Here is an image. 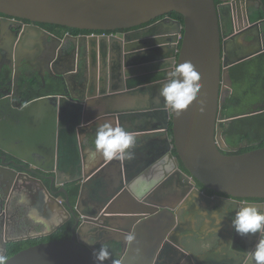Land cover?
I'll list each match as a JSON object with an SVG mask.
<instances>
[{"label":"water","instance_id":"obj_1","mask_svg":"<svg viewBox=\"0 0 264 264\" xmlns=\"http://www.w3.org/2000/svg\"><path fill=\"white\" fill-rule=\"evenodd\" d=\"M229 1L231 3L227 8L233 13L238 8L244 16L242 23H234L230 27L224 25L221 12L223 6H217L216 0H0V20L7 25L25 26L32 33L41 32L37 24L83 31H126L115 36L79 38L80 42L83 39L89 42L90 48L93 46L95 52L99 53L97 57L96 52L95 68L90 61L85 75H81L86 97H71V100V95L68 94L35 99L27 105L30 107L28 113L39 110L43 114L50 110L55 113L56 118L58 116L59 125L57 126V120L54 125V120L50 123L41 122V125L37 120L33 134L26 132V127H29L27 125L20 128L22 145L33 142L32 138L38 144L48 142L41 144V147L54 167L50 170L52 185L62 188L73 183L79 186L78 204L89 196L90 189L96 184H105L104 190L109 186V194L106 192L100 197L101 203L97 206L99 215L80 212L84 223L79 226L80 219H77L72 238L31 246L10 257L6 264H98L94 256L96 246L106 242L118 243L125 255L121 264H129L128 241L125 237L130 232L133 235L141 232L145 222L152 221L165 212L171 215L177 213L176 207L157 206V198H150L152 195L163 197V194L168 197L166 191L170 195L172 189L178 191L181 188L182 193L181 190L178 191L179 197L177 196L180 201L184 200L185 193L189 194L187 199L200 198L208 207L209 218L214 213L210 210L212 205L223 198L209 197L206 190L223 195L226 197L225 201L235 203L247 199L264 200V148L227 155L225 153H236L248 144L231 147L221 134V123L228 124L233 120L221 121L223 90L225 87H232L230 69L247 60L246 57L230 60L225 43L245 33L248 34L246 38L249 42L258 38L264 40V19L252 22L250 18V6L257 5L264 10V4L262 0ZM171 13H178L183 21L170 17ZM23 21L29 24L25 25ZM114 47L118 51V70L112 73L108 69L104 75L100 66L103 61L100 52L104 48L111 53ZM184 61H191L202 74V89L189 108L177 115L165 108L163 100L161 103L157 102L154 95L167 82L172 67ZM72 72L66 70L57 74L63 80V86L70 84ZM70 86L71 84L68 87ZM92 111L98 113L92 114ZM255 114L257 112L252 113ZM139 116H153L160 120L158 125L165 135L166 145L159 156L143 158L130 165L127 160L79 159L84 141L90 142L95 138L96 131L85 130L86 125L96 124L101 119L99 124L112 120L114 125L123 127L128 119ZM21 117L27 118L25 112H21ZM238 118L241 117L236 119ZM170 125L172 136L169 132ZM58 130L59 135L56 133ZM63 130L65 131L61 133ZM126 130L141 133L131 128ZM67 138H72L75 143H70L76 150L70 156H66L67 148L63 146ZM137 163L141 165L137 167ZM42 170L45 171V168ZM71 173L74 175L66 179L65 176ZM22 178L24 187L29 191L33 190L34 200L43 203L44 212L53 220L49 231L42 236L52 235L74 212L69 198L66 202L67 210L61 200L49 193L41 180L24 175ZM112 182L116 183L115 188H112L114 185H109ZM143 182L148 186H144L146 190L140 192ZM196 182L204 186V191L196 187ZM17 185L16 182L15 186ZM119 185L123 188V193L118 192ZM61 191L66 193L64 188ZM141 193L145 195L142 197ZM123 194L125 199L122 198ZM45 202L50 206L46 207ZM36 204L37 202L31 204V207H36ZM118 205L126 208H114ZM241 205L255 204L243 202ZM259 207L264 212V203ZM160 209L162 210L159 211ZM53 215L61 219L63 216L68 218L60 223L58 218L54 220ZM213 221L216 220L213 218ZM129 229L134 231H128ZM150 234L155 243L158 236H164L155 231ZM256 235H252L253 238ZM224 237L225 248L239 253V256L214 264L241 263L237 258L242 254L247 256V250L243 248L247 246L237 245V234L231 222L226 224ZM91 240L97 243H87ZM146 240L147 246H156L152 239H145L144 244ZM104 264L112 263L107 260Z\"/></svg>","mask_w":264,"mask_h":264},{"label":"flooded vegetation","instance_id":"obj_2","mask_svg":"<svg viewBox=\"0 0 264 264\" xmlns=\"http://www.w3.org/2000/svg\"><path fill=\"white\" fill-rule=\"evenodd\" d=\"M230 3L229 0H216L217 6H223L221 10L222 18L224 25L229 27L234 26V23H242L244 19L242 10L238 11V8H236L235 13H233L230 8H227ZM257 9L263 10L257 5L250 6V18ZM1 17L2 15H0V19ZM23 22L25 25L29 24L26 21ZM37 25L40 27L41 32L32 33L25 26L7 25L0 20V255L6 258L9 253L18 248V246L14 248V245L17 243L22 245L33 240H42L49 237L42 235L49 231L51 222L53 223L49 214L44 212L43 203L39 200H34V195L32 196V194H34L33 190L29 191L24 187L22 181L23 175L41 180L49 193L61 200L67 210L69 209L66 202L69 198L74 212L71 213V217L66 223L62 221L66 219L67 216H63L61 219L53 215V217H55L54 220L58 218V220L61 221L60 223H63L53 234L62 231L63 227L68 223H73L70 238L73 236V229L77 219H80L79 226L84 223V217L80 215V212L98 216L100 211L97 210V206L101 203L100 197L101 195H105L106 192L109 194L107 191V189L109 190L108 185L105 190L103 189L104 187L106 188L105 184L96 186L95 190L97 193L95 194V203L88 208L86 200L88 197L78 204L80 192V188H78V196L74 203L72 201L73 193L75 192V190L73 191L75 187L73 183L66 184L62 187L66 190V193L61 191V186L58 187L56 184L52 185L50 180L52 173L50 170L54 167L41 147V144H48V142H39L38 144L34 142L35 138H32L33 142L22 145L20 128L22 125H27L29 127H26V132L33 134L32 131L36 129L37 120L40 121V125L41 122L50 123L53 120L54 125L57 120V126L59 125L58 116L56 118L55 113L50 112V110L43 114H41L39 110H33L31 113H28L30 112V107H27V105L35 99L45 96H67L68 94L71 95L69 96L71 100V97L77 99H84L86 97L87 93L83 90L81 75H85V69L89 67L90 61L93 62L92 67L95 68L97 51L95 52L93 46L90 48V43H87L86 40L83 41V39L80 42L79 38L98 37L101 35L115 36L119 32L126 31L116 30L99 33L100 31H83L58 25ZM75 31L86 33L75 34ZM247 35L248 34L245 33L236 39L226 41L225 49L230 60L246 57V61H251L259 55L264 54V40L258 38V40L254 39L249 42L246 38ZM117 52L115 47L111 53H108L104 48L102 49L100 52V56L103 58L100 64L102 74L106 75L108 69H111L112 73H116L118 70ZM98 56L99 53L97 52V57ZM66 70L73 71L71 74L73 78H71L70 87H68L70 84L68 86H63V80L57 75ZM84 87H86V85ZM55 88L58 89L56 92L57 94L44 95L46 94L44 93L36 95L39 90L51 92ZM65 91L67 93H65ZM232 91L233 82L231 88L225 87L223 90V107L226 97L229 96ZM74 102L77 103V101ZM50 104L48 107H50ZM64 107L66 108V106ZM256 107V105L253 106V108ZM21 112H25L27 118L22 119ZM225 120H227V118L223 116L222 109L221 121ZM99 121L96 124L94 122L86 125L85 130L96 131ZM95 125L97 126L94 127ZM222 125L227 124L222 122L221 130ZM64 131L65 130L61 133ZM56 133L59 135V130L56 131ZM67 139V142H63V146L67 148L66 156H70V154L76 152L75 147L71 146L70 143H75L72 141V138ZM82 157H84V160L87 157L85 149L84 155L82 156L80 154L79 159L83 160ZM99 160H102V158H97L95 161ZM131 163L132 159L127 160L128 165ZM138 165L139 163H137V167ZM43 168H45V171L42 170ZM73 175L72 173L68 174L65 178L67 179ZM144 179L147 180L146 177H144ZM16 182L18 184L17 186H15ZM109 185H114L111 187L115 188L116 183L112 182L111 184L109 183ZM200 185L199 182H196V187L204 191V186L201 185L200 187ZM144 186H148L147 183L143 182L140 187V192L146 190ZM118 187V192L123 193V188H121L120 185ZM178 191L172 189L170 195L167 193L168 191H166L168 197L165 196V194L162 195L163 197H160V195H152L150 197L157 198V206L160 204L162 206L176 207L177 213H172L171 215L165 212L163 215H160L152 221H147L142 225V231L134 235V241L128 242L127 260L129 264H214L215 262L219 263L220 261H224L226 258L239 256V253L231 252L225 248L224 242L226 240H224V234L226 224H228V222L232 223L235 213L240 209L243 202L246 204H255L254 206L258 205L257 207L260 209L259 205L263 204L264 200L247 199L245 201L238 200L240 203H235L229 200L225 201L224 199L226 197L223 195L206 190L205 193L209 197L223 198V200L213 204L210 209L212 213H219L218 217H215L213 213V215H211L212 217L209 218L207 213L208 207L200 198L190 200L187 199L189 194L185 193V198L182 197L184 200L180 201L178 200ZM141 194L142 197L145 195H143V193ZM146 197L148 198V196ZM122 198L125 199L124 194ZM36 202V207L33 206L34 208H32L31 204ZM45 204L46 207L50 206L48 202H45ZM114 208L121 210L126 207L124 205H118ZM36 210L39 212H36ZM161 210L162 209L159 211ZM260 210L262 212V209ZM213 218L216 221H213ZM182 219H188L190 222L192 221L195 225V230L184 229V227L181 226ZM218 219L223 220L224 223H222L219 228L217 226ZM128 231L134 230L129 229ZM152 231L164 236L162 238L158 236V241L155 243L153 236L151 237L150 234ZM129 234L132 233L130 232ZM261 235L262 234L257 233L254 238L252 235L246 237L237 235V245L247 246L243 247L247 250V256L245 257V255L242 254L240 258H237L241 263L238 262L237 264H252L254 262L250 254L254 252L258 241L264 239ZM145 239H152V243L156 246H147V240L145 244L143 243ZM101 245H106L109 252L112 247L119 249V254L117 256L114 257L110 255L108 259L109 263H112L113 260H119L121 263L124 261L125 255L122 254L121 247L118 243L106 242ZM101 245L96 246V251L99 250ZM138 249L139 251H137Z\"/></svg>","mask_w":264,"mask_h":264},{"label":"clouds","instance_id":"obj_3","mask_svg":"<svg viewBox=\"0 0 264 264\" xmlns=\"http://www.w3.org/2000/svg\"><path fill=\"white\" fill-rule=\"evenodd\" d=\"M202 74L192 64L191 61H184L172 67L168 73L167 82L160 88V96L163 98L166 109L177 115H181L198 98L202 89ZM203 111V107L201 108ZM136 144L134 133L127 131L120 125H114L112 121H104L99 124L95 132L94 149H89L87 156L89 161L102 158L105 161L131 160V151ZM219 213H214L218 217ZM223 220H217V226ZM232 228L241 237L260 233L264 235V212L254 205L242 206L235 213L232 220ZM126 241L132 242L135 237L129 234ZM90 245H95L97 241H87ZM139 251V249L137 250ZM110 252L106 245H101L94 253L98 264H104L110 258ZM255 264H264V239H260L256 244L254 252L250 254ZM7 258L0 255V264H6ZM112 264H121L119 260H113Z\"/></svg>","mask_w":264,"mask_h":264},{"label":"trees","instance_id":"obj_4","mask_svg":"<svg viewBox=\"0 0 264 264\" xmlns=\"http://www.w3.org/2000/svg\"><path fill=\"white\" fill-rule=\"evenodd\" d=\"M262 1L264 4V0ZM169 16L183 21V17L178 13H171ZM263 18L264 11L261 9L255 10L251 15L253 22L262 20ZM74 33L79 34L86 32L75 31ZM230 75L233 82V91L225 99L223 116L233 120L227 125H222V134L225 136L227 144L231 147H240L246 144H248V146L236 153L225 154H243L255 149L264 148V54L259 55L251 61H245L234 66L230 70ZM57 90L58 89L55 88L51 93L57 94ZM44 93H47V91L44 92L39 90L36 95ZM254 105L257 107L253 108ZM253 112H257V114L252 115ZM237 117L241 118L236 119ZM171 127L170 125L169 132L172 136ZM78 188V186H75L73 189V191L75 190L72 198L74 203L78 196ZM72 226L73 223H68L63 227L62 231L42 240H33L22 245L17 243L14 245V248L17 246L18 248L9 253L7 260L18 252L40 243L70 239ZM110 254L114 257L117 256L119 254V249L112 247Z\"/></svg>","mask_w":264,"mask_h":264},{"label":"crops","instance_id":"obj_5","mask_svg":"<svg viewBox=\"0 0 264 264\" xmlns=\"http://www.w3.org/2000/svg\"><path fill=\"white\" fill-rule=\"evenodd\" d=\"M160 89L157 91V94L154 96L157 98V102L161 103L163 98L160 96ZM53 94L51 92H47L44 95ZM149 99V98H148ZM100 111V110H98ZM98 112L92 111V114H95ZM160 120H158L156 117L153 116H139V117H132L127 120V123L123 125V128L125 129H135V131H141L140 132H134L136 136V144L134 148L131 150L133 152V158L132 163L136 161H140L143 158H156V156H159L160 153H162L165 150L166 140L165 135L162 133V130L159 129L158 123ZM94 132V130H93ZM94 141L95 138L89 141H85L84 144H82V151L80 152L81 155H84V149L85 152L88 153V150L94 149ZM85 145V146H84ZM148 154L149 156H145ZM88 158V156H87ZM89 160V159H88ZM96 186H101L100 184H96ZM96 186L91 188L89 191V196L87 200V207L90 208L95 202V194L97 193ZM181 226L184 227V229H191L195 230L194 223L190 220H184L181 221Z\"/></svg>","mask_w":264,"mask_h":264}]
</instances>
